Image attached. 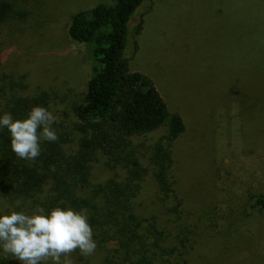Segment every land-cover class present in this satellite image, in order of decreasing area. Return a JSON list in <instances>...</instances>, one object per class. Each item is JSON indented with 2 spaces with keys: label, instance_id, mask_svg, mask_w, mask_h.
I'll return each instance as SVG.
<instances>
[{
  "label": "rangeland",
  "instance_id": "374dc122",
  "mask_svg": "<svg viewBox=\"0 0 264 264\" xmlns=\"http://www.w3.org/2000/svg\"><path fill=\"white\" fill-rule=\"evenodd\" d=\"M111 2L13 0L20 15L0 27L3 84L17 82L11 91L17 97L43 94L58 118L54 124L69 127L93 61L89 45L67 37L68 20ZM127 27L123 57L129 69L152 78L169 109L183 113L185 123L182 138L171 146L174 194L163 204L156 201L148 173L136 213L144 219L157 216L171 245L178 246L180 232L190 231L186 264H264V213L243 211L247 195L264 191V113H254L264 105V0H147ZM241 90L252 99L246 101ZM163 136L158 130L133 143L142 144L144 152ZM123 177L119 166H107L100 155L90 163L91 185ZM175 198L184 205L177 212ZM5 206L0 199L1 214H7ZM113 247L97 244L93 255L77 250L71 258L74 264H101ZM177 256H159L154 264H181Z\"/></svg>",
  "mask_w": 264,
  "mask_h": 264
},
{
  "label": "trees",
  "instance_id": "16d2710c",
  "mask_svg": "<svg viewBox=\"0 0 264 264\" xmlns=\"http://www.w3.org/2000/svg\"><path fill=\"white\" fill-rule=\"evenodd\" d=\"M145 1L112 0L109 5L97 4L70 16L67 37L89 45L91 77L81 103L72 110L75 121L66 128L54 124L58 140H42L41 155L35 161L19 158L11 148L10 132L0 128V199L6 203L5 211L31 214L37 206L47 211L58 205L87 209L93 239L98 245H114L106 250L101 264H154L157 257L174 254L181 258V264L187 263L188 229L180 232L178 246L171 245L167 241L170 233L157 216L144 219L136 213L148 173L156 187V201L163 204L174 194L171 146L185 132L184 114L170 110L152 78L130 70L123 57L129 19ZM12 2L0 0V27L20 15L14 12ZM1 75L0 116L9 112L14 119H24L34 106L48 109L43 94L17 97L11 91L18 83L3 84ZM244 99L252 98L246 94ZM263 108H254L257 117L262 116ZM158 130L164 132L162 140L143 148L144 152L142 144L133 143ZM97 155L107 166H119L124 171L123 179L91 185L90 163ZM255 191L246 196L243 211L260 215L264 213V191ZM175 200L173 211L177 212V207L184 205L181 198ZM0 264L13 263L0 251Z\"/></svg>",
  "mask_w": 264,
  "mask_h": 264
},
{
  "label": "clouds",
  "instance_id": "9594fccd",
  "mask_svg": "<svg viewBox=\"0 0 264 264\" xmlns=\"http://www.w3.org/2000/svg\"><path fill=\"white\" fill-rule=\"evenodd\" d=\"M54 123L58 118L43 106L32 107L24 119H14L9 112L0 116V128L10 132L13 152L32 161L41 155L42 140H58ZM93 235L87 209L58 205L46 211L37 206L31 214L12 210L0 215V249L20 264H74L71 256L77 250L85 257L94 254Z\"/></svg>",
  "mask_w": 264,
  "mask_h": 264
}]
</instances>
